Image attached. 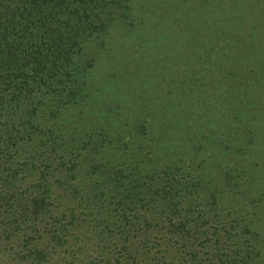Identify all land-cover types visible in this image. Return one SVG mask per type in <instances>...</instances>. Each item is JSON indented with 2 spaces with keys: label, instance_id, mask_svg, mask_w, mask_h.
Wrapping results in <instances>:
<instances>
[{
  "label": "trees",
  "instance_id": "obj_1",
  "mask_svg": "<svg viewBox=\"0 0 264 264\" xmlns=\"http://www.w3.org/2000/svg\"><path fill=\"white\" fill-rule=\"evenodd\" d=\"M208 1L171 80L186 99L156 110L147 155L143 121L125 141L72 111L91 116L84 70L132 0H0V264H264L236 189L264 159V0H220L212 18Z\"/></svg>",
  "mask_w": 264,
  "mask_h": 264
},
{
  "label": "rangeland",
  "instance_id": "obj_2",
  "mask_svg": "<svg viewBox=\"0 0 264 264\" xmlns=\"http://www.w3.org/2000/svg\"><path fill=\"white\" fill-rule=\"evenodd\" d=\"M199 1L132 0L128 18L122 22H114L119 24L111 26L109 40L103 47L92 48L93 61L84 70L90 92L87 100L91 116H87V108L82 106V101L74 105L75 109L72 111L77 127L89 126L85 123H101L110 128V124H118L131 130V133L128 131L129 135L122 134L121 139L134 141L141 137L136 128L143 121L148 130L144 136L147 146H143L142 154L150 155L153 150L157 151L153 145V136L162 129L156 110L166 109L162 116L168 119L172 117L170 108L175 110L182 107L181 103L186 99L185 93L177 92L178 86L171 80L186 74L184 61L191 46H195L192 40L195 39L194 31L200 30L205 22L203 18L206 13L196 10ZM246 1L248 0H240ZM184 2L185 6H179ZM207 3L211 7V13L208 14L222 9L220 0H210ZM184 15L187 18L182 20ZM213 122L208 124V128L209 125L215 126L214 135L224 137L223 130ZM115 136L118 137L119 134ZM212 149L213 147L205 148L204 151L208 154ZM219 158L212 157V162H208L210 173L213 169L210 167L211 163L219 161ZM197 160H194L195 163ZM255 168L256 170H250V174L248 170L243 174L246 181L236 189L240 190L239 194L243 198L253 203V223L264 229V159L255 161Z\"/></svg>",
  "mask_w": 264,
  "mask_h": 264
}]
</instances>
